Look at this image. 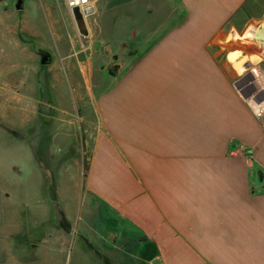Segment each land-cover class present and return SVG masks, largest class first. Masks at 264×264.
Returning a JSON list of instances; mask_svg holds the SVG:
<instances>
[{
    "label": "crops",
    "instance_id": "1",
    "mask_svg": "<svg viewBox=\"0 0 264 264\" xmlns=\"http://www.w3.org/2000/svg\"><path fill=\"white\" fill-rule=\"evenodd\" d=\"M255 1L138 0V16L124 20L133 34L117 50L105 44L120 72L99 85L107 58L58 52L42 62L20 37L30 23L16 38L20 23L0 16V264L66 252L62 223L46 225L53 208L67 216L73 191L150 246L151 263L264 264V132L239 91L264 62ZM18 163L37 192L17 210Z\"/></svg>",
    "mask_w": 264,
    "mask_h": 264
},
{
    "label": "rangeland",
    "instance_id": "2",
    "mask_svg": "<svg viewBox=\"0 0 264 264\" xmlns=\"http://www.w3.org/2000/svg\"><path fill=\"white\" fill-rule=\"evenodd\" d=\"M6 1L4 5H7L9 9L0 8V12L7 10L14 12V15L9 14L8 18L0 13V16H3L2 19L20 23L16 30V38H18V33H23L20 29L22 22L30 23L29 36L25 33V35L20 34V37L31 46L32 54H37L40 59L44 54L56 55L58 52L69 54L79 51V55L83 56L90 53L102 55L101 58H107L104 64L108 65L115 61L114 56L118 54H115L116 51L107 54L104 51L105 44L111 42L113 48L117 50L118 45L133 34L130 28H124L126 27L124 20L138 16V0H93L94 10L91 14H83L84 24L80 26L73 14V9L67 6L65 0H22L20 9H17L20 0ZM249 10L255 15L264 13V0H256ZM127 23V25L130 24L129 21ZM258 25L260 24L255 23L252 27ZM89 27L92 29L88 30ZM3 30L6 31V29ZM89 31H92L91 34ZM256 41L261 44L260 40ZM2 63L0 62V65H5ZM253 69L263 75L264 62L254 63ZM7 72V68L0 70V81L6 78ZM94 74L96 85L105 84V79L109 78L107 71L102 70L99 64ZM246 74H249L254 82L258 81L251 69H248ZM5 96H7L6 93H0V99ZM17 165L18 169L11 173L14 181L10 192L13 202L16 203L14 207L16 209L22 207L18 202L26 195L30 185L23 182L24 179L21 177L25 164L18 163ZM29 191L31 197L34 198L37 190L30 189ZM72 195L71 199L63 204L68 212L67 216L59 208H53L52 219L46 225L49 231L59 228L56 222L62 223L63 234H65L63 242L67 244L68 250L63 253L58 250L52 255L56 257L55 259L46 261L43 258L39 259L38 255L32 252L29 257L26 255L23 258L26 263H29L28 258H31L32 264H155L150 261L153 255L150 246H140L134 237L127 235L124 223H119L106 208L89 202L87 204L80 194L77 196L75 191ZM29 208L33 210L36 206L29 205ZM22 210L20 209L19 212ZM18 214L22 220L23 213ZM40 231L32 232L34 237L32 234L31 239H36V243ZM28 232L29 230L27 234ZM26 238L20 237L18 242L22 243Z\"/></svg>",
    "mask_w": 264,
    "mask_h": 264
},
{
    "label": "water",
    "instance_id": "3",
    "mask_svg": "<svg viewBox=\"0 0 264 264\" xmlns=\"http://www.w3.org/2000/svg\"><path fill=\"white\" fill-rule=\"evenodd\" d=\"M20 7H21V2L17 5L18 9H20ZM73 14L77 19L79 25L82 26V24H84V16L78 7L73 9ZM252 35H253L252 39L260 40L261 44L264 45V23L256 26L255 30L252 31ZM47 58L48 57L44 55L42 58V62H45ZM114 59H115L114 62L108 65H104L103 68L107 71V73L110 76L116 77L120 72L122 63L118 61L117 56H115ZM252 81H253L252 77L249 74H245L241 78L240 81L241 85L239 87V91L243 96V98L247 100L252 111L255 113L259 111L260 107L264 108V100L260 104L257 102L255 96L257 92V86Z\"/></svg>",
    "mask_w": 264,
    "mask_h": 264
},
{
    "label": "built area",
    "instance_id": "4",
    "mask_svg": "<svg viewBox=\"0 0 264 264\" xmlns=\"http://www.w3.org/2000/svg\"><path fill=\"white\" fill-rule=\"evenodd\" d=\"M66 4L69 8L74 9L76 7H78L80 9V11L82 12V14L84 15H88L91 14L94 10V1L93 0H65ZM253 80V78H252ZM257 82L256 86H257V92L256 95L257 96L260 92H262L263 94V98L261 99H257L258 103L260 104L263 100H264V75H261L260 78H257ZM254 81V80H253ZM255 117L258 120V122L261 125V128L264 132V108L260 107L258 112H255ZM248 156H251L252 154V149H248Z\"/></svg>",
    "mask_w": 264,
    "mask_h": 264
},
{
    "label": "bare ground",
    "instance_id": "5",
    "mask_svg": "<svg viewBox=\"0 0 264 264\" xmlns=\"http://www.w3.org/2000/svg\"><path fill=\"white\" fill-rule=\"evenodd\" d=\"M254 74H255V78H260V77H261V75L258 74L257 72H255ZM262 94H263V93L260 92V93L256 96V100H257V99H261V98H263V95H262ZM257 101H258V100H257Z\"/></svg>",
    "mask_w": 264,
    "mask_h": 264
},
{
    "label": "flooded vegetation",
    "instance_id": "6",
    "mask_svg": "<svg viewBox=\"0 0 264 264\" xmlns=\"http://www.w3.org/2000/svg\"><path fill=\"white\" fill-rule=\"evenodd\" d=\"M20 2H22V0H20Z\"/></svg>",
    "mask_w": 264,
    "mask_h": 264
}]
</instances>
